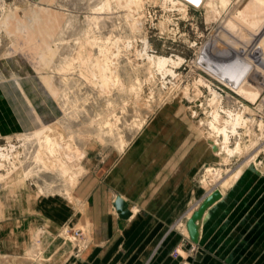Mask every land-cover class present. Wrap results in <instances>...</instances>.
Wrapping results in <instances>:
<instances>
[{"label":"rangeland","instance_id":"obj_1","mask_svg":"<svg viewBox=\"0 0 264 264\" xmlns=\"http://www.w3.org/2000/svg\"><path fill=\"white\" fill-rule=\"evenodd\" d=\"M219 1L0 0V264H79L82 174L125 146L209 147L202 120L233 149L209 157L203 191L264 178V73L224 53L241 0Z\"/></svg>","mask_w":264,"mask_h":264},{"label":"crops","instance_id":"obj_2","mask_svg":"<svg viewBox=\"0 0 264 264\" xmlns=\"http://www.w3.org/2000/svg\"><path fill=\"white\" fill-rule=\"evenodd\" d=\"M213 154L212 147L145 142L89 167L73 188L89 234L79 264H264L261 176H239L195 220V241L189 237L187 217L215 190L203 191L198 180ZM116 197L126 202L128 218L118 216Z\"/></svg>","mask_w":264,"mask_h":264},{"label":"bare ground","instance_id":"obj_3","mask_svg":"<svg viewBox=\"0 0 264 264\" xmlns=\"http://www.w3.org/2000/svg\"><path fill=\"white\" fill-rule=\"evenodd\" d=\"M219 2L225 4L227 2V0H220ZM227 12L228 13L226 14L224 20L221 22V25H219L220 26L219 28H220V30H227L228 32H231L230 34L234 33V36L232 35L233 37H232V39H230V41L229 40L227 41L226 39H228V38H225V40L227 41V44H228V48H225L224 53L227 54L226 56H228L230 58H232V57L236 58V62L240 61L239 62L240 65H243L244 67H246V69L247 68L251 69V70L256 69V70H258V73H261V72L264 73V4L261 5L260 0H244V1L241 0L239 2V4L236 3L233 6H231L229 8V11H227ZM250 29L252 31H250V33L247 32ZM222 32H224V31H222ZM219 35L221 36V33ZM228 36L231 37V35H229V34H228ZM225 37H226V35H225ZM224 42L225 41H223V43ZM202 59H203V57H202ZM229 60H228V62H229ZM249 60L252 63H250ZM160 62L164 63L165 61H164V59H162V61H160ZM203 62L204 61L201 60V61H199V64L201 66H203V68H205L206 65ZM228 65H230V64H228ZM238 66L239 65L237 64V67ZM211 74L213 76H215L213 71ZM217 75H220V73ZM259 75H261V74H259ZM222 76H223V74H222ZM226 78L227 77L225 76L224 79H226ZM234 84H235V82H234ZM241 90H242V88H241ZM241 90L239 88V91H241ZM241 93L246 94L245 91L241 92ZM213 120H215V118ZM214 124L215 123L212 121L202 120V121H199L198 124L196 123V125H194V127L195 128L197 127L198 130H200V129L202 130L203 127H207L209 129V133L205 137V142L209 145V147H211L209 142H211L213 146H216L217 150L214 152V154L219 155L220 152L223 151L225 154H227L229 156V154L233 153V149L228 147V145H227L228 144V135H227L224 128H220V127L218 128ZM217 136H222V142L221 143L217 142V139H216ZM49 138L50 137L48 136V134L45 135L44 139L46 140L47 143H50ZM43 142H45V141H43ZM236 146H239V145H236ZM227 160H225V161L227 162ZM207 171L210 172V171H212V169H207ZM218 172L215 171L214 173H212L214 175V177H215V175L218 176ZM225 181H228V179L224 180L222 183H220V185H218L219 189H216V188H213V189L218 190L219 193H221L222 189H224V187H225V183H226Z\"/></svg>","mask_w":264,"mask_h":264},{"label":"water","instance_id":"obj_4","mask_svg":"<svg viewBox=\"0 0 264 264\" xmlns=\"http://www.w3.org/2000/svg\"><path fill=\"white\" fill-rule=\"evenodd\" d=\"M209 144L212 147V150L215 152L217 150L216 146H213L211 142H209ZM220 196V193L218 190H213L210 195L206 198V200L204 201V204L201 205L200 209L198 212H196L190 222H188V230L190 233V237L192 240L195 241V236H194V222L195 220L199 217L200 213L203 211V209L209 205L210 203H212L213 201L217 200ZM113 207L115 208L118 216L122 219H126L129 217L130 213L127 209V204L124 200H122L120 197H116L114 202H113Z\"/></svg>","mask_w":264,"mask_h":264}]
</instances>
